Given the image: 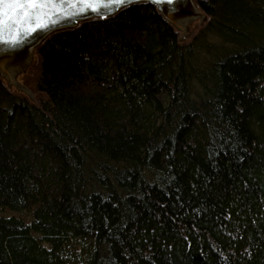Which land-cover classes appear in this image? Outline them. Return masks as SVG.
I'll list each match as a JSON object with an SVG mask.
<instances>
[{"label": "trees", "instance_id": "16d2710c", "mask_svg": "<svg viewBox=\"0 0 264 264\" xmlns=\"http://www.w3.org/2000/svg\"><path fill=\"white\" fill-rule=\"evenodd\" d=\"M151 3L57 31L0 76V264H264V0Z\"/></svg>", "mask_w": 264, "mask_h": 264}, {"label": "water", "instance_id": "95a60500", "mask_svg": "<svg viewBox=\"0 0 264 264\" xmlns=\"http://www.w3.org/2000/svg\"><path fill=\"white\" fill-rule=\"evenodd\" d=\"M151 3L187 42L192 31L209 20L197 0H0V76L7 88L38 104L36 93L25 83L39 61L37 48L57 31L83 22L107 18L123 8ZM190 37V38H189Z\"/></svg>", "mask_w": 264, "mask_h": 264}, {"label": "rangeland", "instance_id": "374dc122", "mask_svg": "<svg viewBox=\"0 0 264 264\" xmlns=\"http://www.w3.org/2000/svg\"><path fill=\"white\" fill-rule=\"evenodd\" d=\"M198 29H199V28H198ZM197 31H198L197 29H195L194 32L192 31V34L190 35V37H193L194 34L196 35V32H197ZM190 37H189V38H190ZM190 39H191V38H190ZM190 39H189V40H190ZM37 64H38V63H37ZM37 64L34 66V68L31 70V72H30L28 75H26V76L24 77V80L27 81L28 78H30V77H32L33 75H35V72H37V71H36V69H37V68H36ZM35 93H36V92H35ZM36 94H37V93H36ZM36 96H37V95H36ZM36 99H37V97H36Z\"/></svg>", "mask_w": 264, "mask_h": 264}, {"label": "snow or ice", "instance_id": "6c2138e0", "mask_svg": "<svg viewBox=\"0 0 264 264\" xmlns=\"http://www.w3.org/2000/svg\"><path fill=\"white\" fill-rule=\"evenodd\" d=\"M131 2V0H118V3L123 4V3H128Z\"/></svg>", "mask_w": 264, "mask_h": 264}]
</instances>
